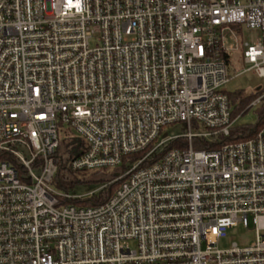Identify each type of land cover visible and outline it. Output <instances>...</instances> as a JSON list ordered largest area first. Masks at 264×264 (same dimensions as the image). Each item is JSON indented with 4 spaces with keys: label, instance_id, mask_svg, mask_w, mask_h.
<instances>
[{
    "label": "built area",
    "instance_id": "1",
    "mask_svg": "<svg viewBox=\"0 0 264 264\" xmlns=\"http://www.w3.org/2000/svg\"><path fill=\"white\" fill-rule=\"evenodd\" d=\"M235 55L264 77V0H0V264H264V128L225 142ZM62 129L72 172H124L56 190Z\"/></svg>",
    "mask_w": 264,
    "mask_h": 264
},
{
    "label": "rangeland",
    "instance_id": "2",
    "mask_svg": "<svg viewBox=\"0 0 264 264\" xmlns=\"http://www.w3.org/2000/svg\"><path fill=\"white\" fill-rule=\"evenodd\" d=\"M236 35H238V39L240 40L241 48H245L244 44H249L250 46H254L259 42L261 39V32L259 30H249L245 27H241L240 30H235ZM233 66L237 72H243L241 76L234 78L230 83L227 84V92L229 94L238 92V91H245L246 93L253 94L256 93L258 88H261L264 91V77L258 75L256 71L248 70L250 66L243 63L242 59H240L239 55L233 56ZM264 94V93H263ZM262 94V95H263ZM258 106L250 108L248 112L245 113L242 117H239L236 121L234 126L235 127H243V125H252L255 126L258 121V114H256ZM166 134L168 135H181L183 134L182 126L181 125H173L171 128L167 129ZM103 172H96V171H77L75 173H65L64 176H67L69 181H75V179H89L94 178L97 179L104 174ZM109 175L114 174L116 170L108 169L106 171ZM100 184L97 183H90V184H76V185H68L67 189L64 190L63 188H58L54 186L56 190L59 192H67L72 196L76 195H87L90 191L97 189ZM255 240V234L253 231L252 226L248 229L239 226L232 231H229L228 237L220 241V248L221 249H230L237 243L241 248L248 247L252 244Z\"/></svg>",
    "mask_w": 264,
    "mask_h": 264
},
{
    "label": "trees",
    "instance_id": "3",
    "mask_svg": "<svg viewBox=\"0 0 264 264\" xmlns=\"http://www.w3.org/2000/svg\"><path fill=\"white\" fill-rule=\"evenodd\" d=\"M264 91L259 90L256 93L249 94L245 91H238L232 94L228 93L229 100L231 101L232 107V118L234 120L238 119L245 115L248 110H250L251 105L256 101L258 97H260ZM256 114H258V121L255 126L252 125H243V127H234L229 138L226 139L225 142H243L244 140H248L253 138L261 129L264 128V98L260 105H257ZM61 140L58 149V158H60V167L59 171L55 177L54 186L58 188H63L64 190L67 189L68 185H76V184H90L92 182L104 185V183L112 182L116 177L115 174H122L126 168V163L128 159L125 158L123 160L124 164L116 169L114 174L109 175L106 171L102 176L97 179L89 178V179H75V181H69L65 173H74L70 170L69 167L66 165L67 155L72 152V149L79 145V142L76 140L75 136H71L70 132L66 129H62L61 133ZM171 148H173L171 146ZM198 149V146H195ZM120 182L113 183L107 186L104 191L100 194L90 198V200L81 201L79 204L82 206H91V205H101L104 204L115 192L118 188Z\"/></svg>",
    "mask_w": 264,
    "mask_h": 264
},
{
    "label": "water",
    "instance_id": "4",
    "mask_svg": "<svg viewBox=\"0 0 264 264\" xmlns=\"http://www.w3.org/2000/svg\"><path fill=\"white\" fill-rule=\"evenodd\" d=\"M259 90H261V88H258V90H257V91H259Z\"/></svg>",
    "mask_w": 264,
    "mask_h": 264
}]
</instances>
